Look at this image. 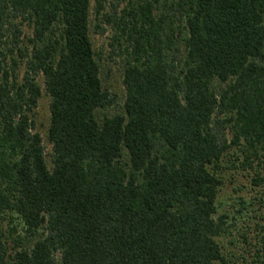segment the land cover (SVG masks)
Listing matches in <instances>:
<instances>
[{
  "label": "trees",
  "instance_id": "16d2710c",
  "mask_svg": "<svg viewBox=\"0 0 264 264\" xmlns=\"http://www.w3.org/2000/svg\"><path fill=\"white\" fill-rule=\"evenodd\" d=\"M226 168L264 185V0H0V264H227Z\"/></svg>",
  "mask_w": 264,
  "mask_h": 264
},
{
  "label": "rangeland",
  "instance_id": "374dc122",
  "mask_svg": "<svg viewBox=\"0 0 264 264\" xmlns=\"http://www.w3.org/2000/svg\"><path fill=\"white\" fill-rule=\"evenodd\" d=\"M92 2L94 4L95 0ZM25 29L28 34H31L30 28L26 26ZM91 35L101 62L103 84L119 96L118 105L103 109L100 114L113 115L117 112H123V103L126 97L123 82L126 55L113 51L111 44L113 30L111 28L101 35L96 33L92 26ZM40 83L43 86V95L36 109L35 120L37 130L42 133L48 146L47 151H51L52 146L47 139L51 118V97L44 88L42 77H40ZM226 159H231V157ZM253 174L252 170L242 168H226L222 174L224 184L218 197L219 212L230 214L229 224L231 225L230 233L220 238L229 260L227 264H251L256 248L260 246L257 243L263 232L261 224H264L262 219L264 215V185H254Z\"/></svg>",
  "mask_w": 264,
  "mask_h": 264
}]
</instances>
